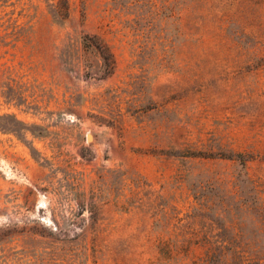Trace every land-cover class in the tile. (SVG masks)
Here are the masks:
<instances>
[{
  "label": "rangeland",
  "instance_id": "374dc122",
  "mask_svg": "<svg viewBox=\"0 0 264 264\" xmlns=\"http://www.w3.org/2000/svg\"><path fill=\"white\" fill-rule=\"evenodd\" d=\"M0 264H264V0H0Z\"/></svg>",
  "mask_w": 264,
  "mask_h": 264
},
{
  "label": "trees",
  "instance_id": "16d2710c",
  "mask_svg": "<svg viewBox=\"0 0 264 264\" xmlns=\"http://www.w3.org/2000/svg\"><path fill=\"white\" fill-rule=\"evenodd\" d=\"M93 47L97 54L101 57L103 62L105 64H108L110 68H112L113 63L111 61V54L108 52L107 48L101 45H95Z\"/></svg>",
  "mask_w": 264,
  "mask_h": 264
}]
</instances>
